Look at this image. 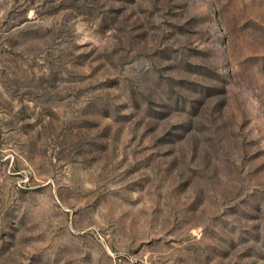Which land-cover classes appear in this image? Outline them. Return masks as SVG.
I'll return each instance as SVG.
<instances>
[{
	"label": "rangeland",
	"instance_id": "1",
	"mask_svg": "<svg viewBox=\"0 0 264 264\" xmlns=\"http://www.w3.org/2000/svg\"><path fill=\"white\" fill-rule=\"evenodd\" d=\"M0 264H264V0H0Z\"/></svg>",
	"mask_w": 264,
	"mask_h": 264
}]
</instances>
